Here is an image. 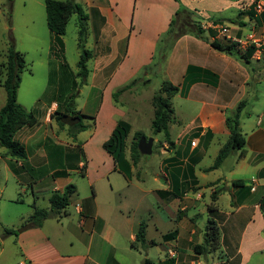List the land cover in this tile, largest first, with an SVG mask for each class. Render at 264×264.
Here are the masks:
<instances>
[{
  "label": "crops",
  "instance_id": "crops-1",
  "mask_svg": "<svg viewBox=\"0 0 264 264\" xmlns=\"http://www.w3.org/2000/svg\"><path fill=\"white\" fill-rule=\"evenodd\" d=\"M25 1L35 2L39 10V0H23L24 7ZM3 2H0V23L8 29V20L1 10ZM75 2L87 15L83 42L84 50L89 53L87 75L77 90L80 96L85 93V99L76 107L81 115L88 117L82 123L86 129L77 133L72 142L67 127L51 125L49 111L56 110V103L52 101L46 108L44 125L48 132L45 136L37 125L20 129L14 139L24 146L26 159L10 158L0 148V165L16 181L15 189L22 194L30 191L32 198L40 192L41 185L48 183L51 184L48 199L54 193L61 194L66 186L72 185L70 177L74 173L87 181L91 192L78 195L73 202L75 189L69 199L68 207L73 202L71 210L67 207L39 228L28 223L31 213L22 223L30 228L8 235L15 256L12 252L10 257L4 256L3 244H0V264H202L201 257L204 264H264V217L260 210L264 199V54L253 53L246 63L234 55L218 52L209 42L226 44L228 41L215 30L203 29L204 25L214 23L227 27L230 37L242 38L254 23L257 34L264 36V8L254 17L255 5L264 6V0ZM180 7L194 14V22L202 27L207 40L193 35L178 38L167 50L155 75L161 83L168 82L178 88L169 103L176 101L193 115L188 116V124L175 139L171 129L183 122L177 116L168 124L173 146L165 143L164 137L158 142L160 162L152 178L155 184L145 188L136 172L141 158L131 166L130 177L126 178L102 145L119 120L127 122L131 131L126 109L129 108L132 118L139 117L143 98L150 103L145 106L149 105L153 118L151 100L161 83L155 91H142L133 86L121 92L116 101L113 94L132 81L149 82V71L158 58L156 50L164 47L162 40ZM10 23L12 26V17ZM27 23L34 24V18ZM3 60L2 57L0 63ZM189 66L214 74L216 85L199 81L186 88L184 77ZM71 72L76 75L78 68ZM49 74L48 71L43 96L48 89ZM68 87H63L65 92L69 91ZM5 99L0 86V109ZM241 102L245 103L240 119L243 148L231 152L216 169L208 170L229 137L225 116ZM172 111L173 116L177 114L174 108ZM131 142L129 145L126 142L124 151L129 163ZM77 145L82 155L75 154ZM119 178L123 183H118ZM102 181L107 184L103 186ZM236 181L241 183L234 186L232 183ZM136 185L139 188L132 196L129 192ZM170 194L176 197H169ZM222 196L227 200L223 208L218 206ZM7 200L19 202L14 198ZM202 202H206L205 209L200 208L199 214L204 212L206 221L211 218L216 222L220 246L216 252L198 255L192 247L202 244L206 221L200 232L196 228L199 214L191 212ZM209 206L213 208L211 211ZM138 213L145 214L146 219H139ZM172 221L175 226L169 229ZM141 223L145 225L142 244L136 241ZM183 227L187 228L186 238L182 236Z\"/></svg>",
  "mask_w": 264,
  "mask_h": 264
},
{
  "label": "trees",
  "instance_id": "trees-1",
  "mask_svg": "<svg viewBox=\"0 0 264 264\" xmlns=\"http://www.w3.org/2000/svg\"><path fill=\"white\" fill-rule=\"evenodd\" d=\"M178 2V0H174ZM44 11L46 18V26L50 34V53L59 60L61 67L64 69L62 73H66L71 77L70 88L72 91L77 89V86L83 85L87 75L86 61L89 57V53L84 50L83 42L86 35V23L87 15L84 13L82 7L75 2V0H44ZM77 16L78 27V45L81 50L80 59L77 63L78 72L74 75L69 71L68 66L64 59V44L62 37L65 34L66 25L71 16ZM193 35L196 38L207 40L204 38V31L202 27L194 22V14L188 12L181 7L176 11L174 17L170 21L169 28L165 38L162 40L164 44L163 48L158 54L157 61L161 64L167 53V50L171 49L174 42L184 36ZM211 35H214L211 32ZM224 41H226L224 39ZM211 48L218 52L234 55L243 62L248 61V58L253 54V50H248L244 55H240L235 46L230 43L220 44L215 40L209 42ZM27 64L23 56L15 50L13 40H9L6 52L4 53V60L0 63V86L4 89L6 99L5 104L0 109V148L4 149L6 155L16 160H25L27 155L24 146L14 139L15 134L24 127H33L36 124V120L31 111H26L22 106L17 103L16 93L20 85V75L22 72L27 71ZM66 71V72H65ZM57 75V74H56ZM56 78V76H55ZM75 78H80V83L77 84ZM203 81L211 86H215L217 78L214 74L207 70H203L197 67L189 66L186 69L184 77V85L188 88L193 83ZM53 84L50 76L48 78V87ZM137 81L125 85L120 90L113 94L114 101L117 100L118 95L135 86ZM50 89V88H49ZM178 93V88L171 85L168 82H162L159 90L154 93L151 104L153 107V120L151 128L154 134L162 132L164 142L169 146H173L170 141L168 133V124L172 121V108L169 100ZM73 94L67 97V102L56 103V123L58 127L62 128L65 125L62 122L64 116L71 117H83L79 113H75L72 109L74 102L71 101ZM245 103L241 102L237 105L235 110L225 116L224 124L229 132L227 142L219 150L213 165L208 170H213L219 167L222 161L233 151H240L244 145V138L240 132V119L242 116ZM86 126L81 123V120L73 126L68 127V132L72 138V142L75 141L77 133L85 131ZM130 131V125L122 120L117 121L110 137L103 143L102 148L112 158L116 168L122 172L126 178L130 177L131 166H135L140 154L137 150V142L142 133H135L131 145L129 146L130 161L129 163L125 159L126 139ZM81 154V151L78 152ZM82 155V154H81ZM77 156V155H76ZM177 176V175H175ZM241 181L233 182L234 186H237ZM75 188L72 185H68L64 188L61 194H52L49 199L48 209H39L34 206L32 215L30 216L28 223L32 227L39 228L42 223L50 218H55L61 211L66 209L69 205V199L74 193ZM161 196V193L158 192ZM169 197H176L175 194H170ZM213 208L208 207V211ZM261 213L264 217V199L260 206ZM14 235L15 231L7 230L5 235ZM145 225L141 223L139 225L136 241L141 244L144 241ZM220 246V233L216 222L209 218L205 224V230L203 235V242L199 245H194L192 250L195 254L205 255L211 252H216Z\"/></svg>",
  "mask_w": 264,
  "mask_h": 264
},
{
  "label": "rangeland",
  "instance_id": "rangeland-1",
  "mask_svg": "<svg viewBox=\"0 0 264 264\" xmlns=\"http://www.w3.org/2000/svg\"><path fill=\"white\" fill-rule=\"evenodd\" d=\"M1 1H5L2 3L1 10L4 12V15L8 20V29H4L2 27V23H0V60L2 59V57L4 58V53L6 52L9 40L14 39L13 42L15 50L23 56L28 69L20 75L21 83L19 85V88L17 89L16 100L18 104L22 105L24 108H26V110L32 112L36 120L35 126H39L41 128L40 131L42 133V136H45V133L48 132V127L44 125V119L45 114L48 111L46 110V108L49 107L50 103H52V101H55L57 103H65L67 102L66 98L70 97V95L73 94L74 96L73 98H71V101L74 102L72 109L75 113L81 114L79 111H77L76 107L77 105L80 106L83 103L85 99V93L83 96L78 95L77 90L79 86H77V89H75L74 91H72L70 88V91L65 92L63 89V87L66 88V86H70V81L72 78H69L68 74L62 73L64 71V69L61 67L62 65L60 64L59 60L55 59L50 53V34L46 26L43 0H39V10L35 2L29 4L28 1H25L27 4L24 7L22 4L23 0H0V2ZM11 17L13 21L12 26H14L13 29L11 28L12 26L10 23ZM30 18H34V24L32 25L27 23ZM76 24L77 16L73 15L70 17L66 25L65 34L62 37V41L64 44V59L69 71H77L76 64L80 55V50L77 48ZM159 52L160 47H158V50H156V54L158 55ZM158 66L159 63L156 60L154 62V67L150 69V71L148 70L150 73L149 82H138L135 85V87L138 86V90L155 91L157 89V87L161 83L159 76L155 75ZM48 71L50 73L49 76L53 84L48 87V89L46 90V94L43 96L47 86ZM75 80L77 84L80 83V78H75ZM146 103L150 104L148 100H146V98H143L142 104L140 105V107H143V110L142 114L139 117L132 118L129 108L126 109L127 112L125 113L126 118L130 119L132 124L131 131L126 139L128 145L132 141L134 132H141L145 139L154 140L151 155L140 156L141 159H139V166L136 171L141 176V180H138L139 183H143V186L145 188L155 184L152 178L153 174L158 172V164L160 162V156L158 154V142L163 139L162 132H160V134H154L152 131L151 123L153 118L150 114L152 110L149 105L148 107L145 106ZM170 104L171 107L174 108L177 112V114H175L174 116L172 114V120H174L178 116L183 122L182 125L175 124L171 129L172 136L175 139L176 134L186 124H188V116L193 114H190V111L186 106L177 103L176 101H170ZM54 112L55 111H52V109L51 111H49V119L51 125L53 123L57 124L55 121L56 115L54 114ZM78 118L79 121L81 120V123H84L85 118L88 117L83 116ZM77 123L67 126L65 125L62 128H68L70 126L76 125ZM44 142H47V140H44ZM42 145L43 147H46V144ZM76 148L77 149L75 151V154L80 150L78 145ZM211 177L212 176L209 175V178ZM70 178L71 184L75 186L76 189L75 193L72 196L73 202L78 199V195L80 194H90L91 188L89 187L85 179H82V177L76 173L72 174ZM120 178L118 179V183H123V179ZM105 181L101 182L103 186L107 184V181ZM17 186L18 185L16 181L12 177L6 175L5 171L3 170V166L0 165V244H3L4 256L7 257L11 256L10 252L14 253L15 256L16 251L12 245V240L8 237V235H5V232L7 230H12L17 233L18 230L23 228L25 225H23L22 223L31 215V207L33 205L39 209H47L49 207L48 196L51 192V184L48 183V185L46 186L41 185L40 192L38 194H35L33 198L31 197L30 191H26L25 194L17 191L15 189L17 188ZM136 186L137 187L134 186L135 190L132 189L129 192L130 195L133 196L136 192V188H139L138 185ZM8 198L18 199L19 202L10 203L7 200ZM130 198L133 199V197ZM150 201L151 198L148 197L146 199V202L149 203ZM73 202L70 204V207H68L69 211L71 210L70 208H72L71 205L73 204ZM226 202V197L222 196L218 202V206L223 208L226 206ZM204 203L206 202H202L201 205H199V207L196 209V211H192L191 213L199 214L200 208L205 209V207L203 206ZM137 216L139 217V219H146L145 214L138 213ZM205 221L206 215L203 212L201 215L199 214L196 221V228L200 229V232L203 230ZM174 226L175 223L172 221V223L169 224V229H172ZM186 229V227L181 228L182 236H184L185 238L187 236V234L184 232ZM200 260L202 261V264H204L203 257H201Z\"/></svg>",
  "mask_w": 264,
  "mask_h": 264
},
{
  "label": "built area",
  "instance_id": "built-area-1",
  "mask_svg": "<svg viewBox=\"0 0 264 264\" xmlns=\"http://www.w3.org/2000/svg\"><path fill=\"white\" fill-rule=\"evenodd\" d=\"M264 6L262 4H256L254 7V17H257L263 11ZM255 24L253 23L250 32L242 38L230 37L229 30L227 27L222 25H217L214 23H209L203 26V29H212L217 31V34L228 41V43L233 44L240 55H244L248 50H253V53H263L264 54V36L258 35L255 31ZM194 144V142L192 143Z\"/></svg>",
  "mask_w": 264,
  "mask_h": 264
},
{
  "label": "water",
  "instance_id": "water-1",
  "mask_svg": "<svg viewBox=\"0 0 264 264\" xmlns=\"http://www.w3.org/2000/svg\"><path fill=\"white\" fill-rule=\"evenodd\" d=\"M79 121L78 117H70V116H64L62 118V122L65 125H72ZM152 145H153V139H145L143 136L139 138L137 142V150L141 156H148L152 153ZM30 228V225H25L23 228L18 230L17 233H21L25 231L26 229Z\"/></svg>",
  "mask_w": 264,
  "mask_h": 264
}]
</instances>
